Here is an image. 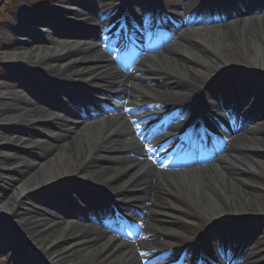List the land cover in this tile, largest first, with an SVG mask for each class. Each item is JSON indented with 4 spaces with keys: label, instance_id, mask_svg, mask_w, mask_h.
<instances>
[{
    "label": "bare ground",
    "instance_id": "bare-ground-1",
    "mask_svg": "<svg viewBox=\"0 0 264 264\" xmlns=\"http://www.w3.org/2000/svg\"><path fill=\"white\" fill-rule=\"evenodd\" d=\"M247 1L252 7L257 6L250 11L243 9L242 17L235 21L237 24L208 17L195 21L200 25L213 21L220 26L212 30L192 28L195 38L184 36L180 43L169 48L159 40L161 47H156L159 51H151L130 73L121 66L116 54L104 52L105 47L100 46L98 37L62 36L47 25H40L44 11L27 13L22 23L16 16L11 19L7 27L9 36L0 35V65L14 70L11 83H0V101L4 106L0 111V158L5 161L3 166H9L3 170L9 178L0 187V218L6 214L14 217L12 226H0V240L10 245L7 253L21 248V252L16 250L15 256L18 257V253L24 261L28 257L29 264H145L140 256L141 244L154 252L155 241L174 242L178 233H188V227L180 221V217L186 216L181 202L186 199L208 224L205 230L224 224L237 236L232 237L234 243L248 241L250 230L245 226L264 218V189L261 187L264 171L245 159V154L264 152V99L254 107L250 105L259 94L253 86L264 83V16L251 17L250 13L255 14L256 8L264 10V0ZM94 3L63 0L62 8H49V12L57 18L62 15L72 18V26L97 28L105 45L112 34L106 32L105 35L103 29L114 17L106 14L110 6L102 11ZM191 3L192 0H184L173 8L165 4L158 8L162 12L175 9L181 13L188 10ZM130 7L126 3L114 9L120 8L128 14ZM68 8L71 9L66 11ZM64 17L61 20H65ZM61 20L57 23L69 25ZM184 26L182 22L178 27ZM148 48L144 37L142 44L127 51L129 54L125 57L136 60L137 55ZM232 74L241 87L238 92L244 94L231 95V100L215 94L203 105L206 88ZM168 79L178 84L173 89L176 90L174 96L180 99L178 108H190V113L200 114L217 124L229 120L232 123L229 132L235 136L244 133L237 142L219 145L224 153L208 169H197L199 165L165 173L141 160L144 153L136 136L142 128L136 124L144 121L154 124L161 116L147 113L145 105L137 108L141 116L135 114L134 107L122 103L114 107V112L125 113L121 117L98 119L94 123L88 116L91 112L88 105L104 97L130 99L134 103L148 101L153 103L151 108L168 109L174 102L163 82ZM4 88L11 93H4ZM39 94L50 97L49 101H40ZM53 101H66L72 109ZM50 108L63 110V119ZM79 108H83L84 113ZM81 114L86 116L84 121ZM245 121L248 123L243 125ZM12 126L17 132L6 133V128ZM173 142L174 139L170 140L169 145ZM38 150L41 152L37 155L31 154ZM22 151H26L24 157L18 154ZM10 161H15V167ZM93 175L99 179V187L94 185L90 194L73 190L66 195L61 192L62 196L74 197L71 203L80 198L92 210L105 207L100 193L108 201L122 202L124 207L145 216L140 229L142 239L135 238L131 244L121 242L116 235L111 237L103 230L88 229V224L93 223L91 217L67 214L56 207L38 212L21 210L23 199L29 193L49 189L71 178L91 179ZM21 177H24L22 181ZM100 187L104 189L101 192ZM225 227L209 237L225 235L228 232ZM255 232L257 247L264 240V230ZM22 236L34 245L31 253L35 257H29L31 249L20 239ZM21 246L27 251L26 255ZM174 248L179 246L176 244ZM237 253L241 255L240 264H255L246 249Z\"/></svg>",
    "mask_w": 264,
    "mask_h": 264
},
{
    "label": "rangeland",
    "instance_id": "rangeland-1",
    "mask_svg": "<svg viewBox=\"0 0 264 264\" xmlns=\"http://www.w3.org/2000/svg\"><path fill=\"white\" fill-rule=\"evenodd\" d=\"M62 0H32V2L34 3H30V1L28 0H0V35H3L4 37H8V31H7V27H8V23H10L11 19L14 18V16H16V18L18 19L19 22H23L25 19V15H27V13L29 12H37L40 10H45L46 12L49 11V7L52 5H56L58 7H61ZM87 3L89 4H93L94 0H86ZM143 1H149L151 7H157L158 4H167V5H173L177 2H180V0H98L97 2L94 3V5H96V7L98 9H101L102 11H105V6H110L111 9H109L108 12H106V14H108V16L110 17H114L115 20L120 19L122 17L121 14V6L125 5L126 3H129V5L131 6L130 9H133V11L131 10L130 14L135 15L137 13V8H133L134 5L137 3H143ZM193 6H199V4L201 3L202 0H192ZM240 1V0H237ZM38 3L42 4V5H38ZM230 3V4H227ZM37 4V5H36ZM147 4V3H146ZM224 4H226L227 6H234L236 7V9H240L239 6L236 5V0H224ZM119 6V10L118 9H114L115 7ZM135 12V13H134ZM262 16H264L263 13H261ZM256 16V15H255ZM262 19V18H261ZM57 23V22H56ZM61 28L58 30V33L62 36H66L68 34L71 33H76V30H81V32H85L89 35H96V33H94L93 31L87 30V29H75L72 25H61L59 23H57ZM93 25V24H92ZM212 26L209 28V30L211 29ZM216 29V27H215ZM90 32V33H89ZM4 33V34H3ZM77 34V33H76ZM191 38V37H190ZM195 38V37H194ZM101 45V44H100ZM10 67L7 66H1L0 65V83L3 84H8L11 83L10 81L13 80L11 76H13V69H9ZM221 74L219 73L217 75L220 76ZM256 76H261L260 75H256ZM214 77V76H212ZM235 80L237 79L236 77L234 78ZM232 79L231 81L227 79H223L220 82L217 81L215 83H211L205 91L204 94V102L208 101V96H212L215 95L214 93H216V91H218L217 89H215L214 87H221V88H225V89H230L233 90H237L240 91L239 88L240 85H238L237 83H235V80ZM163 82L166 84L168 90H170V95L173 97L174 102L180 100L179 97H175L174 95H176V90H173L174 88L176 89V87H178V84L171 80H163ZM222 82V84H220ZM33 84V83H32ZM221 85V86H219ZM254 88H256L259 91L258 96L253 100V103L251 102V107L254 105H258L260 103V101L262 99H264V83L263 82H259L257 84H255L253 86ZM3 92L6 94L11 93V90L8 89H3ZM242 92V91H241ZM238 92L240 95L244 94ZM40 101L43 100H48L50 99V97H47L43 94H39L38 95ZM62 104H64L65 106L70 107V104H68L67 102H60ZM96 106V105H94ZM4 109V106L2 104V102L0 101V111ZM264 109V108H263ZM189 118V117H188ZM190 120H192L191 118H189ZM256 125L259 124L257 122V120L255 121ZM246 123V122H244ZM0 124H2L0 122ZM256 125L254 124V128L256 127ZM21 126V125H20ZM17 127V125H16ZM12 126L7 127L10 129H16L17 128ZM46 130H49L47 128H44ZM9 130V129H7ZM41 151L38 150V152H31V154L33 155H37V153H39ZM13 153H17V152H13ZM20 156L24 157L26 155V151H22L20 153H18ZM245 159L247 160V162L256 164L258 166H260L263 171H264V152H259V153H254V154H245ZM0 187H3V185L5 184V182H7V179L9 178V176L5 173V169H8L9 166H3L5 161L3 159L0 158ZM10 164H13L12 167H15V161H10ZM117 169H119V167H116ZM253 173L255 175L258 174L257 171L253 170ZM96 175H93V177L91 179H79V178H71L68 179L64 182H61L59 184H56L52 187H50L49 189H41L32 193L27 194L24 199H23V206H22V211L23 212H38V211H43L46 209V207H56L57 209H63L65 211L71 212V213H78V214H87V215H91V213L88 211V207L81 201V199L78 201L77 200H73V203H71V200L74 199L69 197V199H65L61 192H64V194H68L69 191H73V190H81L87 193V191L89 190V187L87 186H96L99 187L97 185V182L99 179H96ZM24 177L20 178V181L23 180ZM20 183V182H18ZM79 184H82L79 185ZM92 184V185H91ZM19 187V185H17V188ZM264 189V185L262 184L261 186ZM104 190L103 188L100 187V190ZM101 190V191H102ZM79 191V192H81ZM95 193V191H94ZM101 197V194H100ZM102 198V197H101ZM100 198V201H102ZM103 199V198H102ZM104 199H106L104 197ZM103 199V200H104ZM69 200V201H68ZM182 202V206L185 209V214L186 216L180 217V221H182L187 227H188V233L186 232H180L178 233V235L176 236V243L180 244L181 249H184L185 246L187 245H192V241L199 239L201 241H203V243H205V246H212L218 239V238H214V237H209L210 234L212 235L214 232H221L222 231V227L223 225L221 224H216L211 226V229L205 230L204 227H206L208 224L203 221L200 217L199 214L197 213L194 205L192 204V202L189 201V199L185 200V202ZM188 212V213H187ZM7 216H4L3 218H0V226H3L4 224H8L10 226H12L14 224V217L12 215L6 214ZM200 222V223H199ZM257 223V224H256ZM245 227H248L247 229L250 230V234H249V239L245 244V249L246 251L249 252V254L252 255V260L255 261V264H262L264 262V240L262 241L261 244H259V246L256 247V237L255 231H258L260 229L264 230V218L261 219L258 222H254L251 225H247ZM228 232V235H234L233 233H231V230L229 229V227L225 228ZM252 230V231H251ZM1 236V234H0ZM228 237V236H227ZM229 238V237H228ZM21 240L25 241V245L28 246L31 250H29V254L33 251V247L34 245L31 244V242L27 239L24 238V236H22L20 238ZM222 239V241H225L226 239L223 238H219ZM247 239V238H246ZM186 240V241H185ZM216 240V241H215ZM258 240V239H257ZM17 241V240H15ZM227 242H230V239L226 240ZM198 242V240L196 241ZM15 242H12V244H14ZM160 244H162L163 246H172L175 243L170 241V240H164L163 242H161ZM198 244V243H197ZM237 245H239V247H241V243H237ZM22 249L24 246H21ZM32 247V248H31ZM193 246H191L192 248ZM10 245L7 242H4L3 240H0V264H3L2 262H4V264H17V262L21 263V264H25L28 263V257L24 258V260L22 259V256L18 255L15 256L17 251L21 252V248H19V250L7 253V251L9 250ZM257 248V249H256ZM192 251H195L196 248H192ZM24 251V249H23ZM36 252V251H35ZM27 251L23 252V255H26ZM37 254V252H36ZM193 255V254H192ZM190 255V256H192ZM29 257H35L33 253L30 254ZM21 260V262H20ZM33 260H36V258H33ZM29 264V263H28ZM32 264V263H30Z\"/></svg>",
    "mask_w": 264,
    "mask_h": 264
},
{
    "label": "snow or ice",
    "instance_id": "snow-or-ice-1",
    "mask_svg": "<svg viewBox=\"0 0 264 264\" xmlns=\"http://www.w3.org/2000/svg\"><path fill=\"white\" fill-rule=\"evenodd\" d=\"M125 111H131V109H125ZM145 255H146V254L143 253V252L140 253V256H142V257L145 256Z\"/></svg>",
    "mask_w": 264,
    "mask_h": 264
}]
</instances>
